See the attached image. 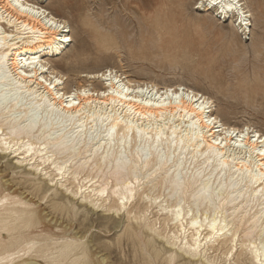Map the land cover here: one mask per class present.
Here are the masks:
<instances>
[{"label": "bare ground", "instance_id": "6f19581e", "mask_svg": "<svg viewBox=\"0 0 264 264\" xmlns=\"http://www.w3.org/2000/svg\"><path fill=\"white\" fill-rule=\"evenodd\" d=\"M44 1L0 0V156L79 210L119 220L122 235L156 242L168 264H218L219 252L224 264H264V135L225 125L210 98L184 85L134 83L112 69L65 91L48 59L72 44L70 24ZM243 1L197 9L251 32ZM11 199H0V264L89 261L74 241L28 238L32 204ZM154 206L165 234L147 218ZM21 248L29 258L16 262Z\"/></svg>", "mask_w": 264, "mask_h": 264}, {"label": "rangeland", "instance_id": "374dc122", "mask_svg": "<svg viewBox=\"0 0 264 264\" xmlns=\"http://www.w3.org/2000/svg\"><path fill=\"white\" fill-rule=\"evenodd\" d=\"M45 1L44 6L70 24L72 44L61 57L48 59L67 78L65 91L89 85L82 74L112 69L134 83L184 85L210 98L211 113L225 125H250L264 135V0L243 1L252 14L251 32L242 31L235 18L220 19L216 9H197L201 0ZM6 158L0 160V199L32 204L35 213L28 238L74 241L79 252L88 253L86 264H146L144 249L151 253L150 264H168L156 242L143 236L141 244L130 234L122 235L116 228L119 220L79 210L34 176L10 166ZM159 211L154 206L147 218L165 234L167 224ZM22 249L15 252L16 262L29 258L22 257ZM33 261L47 264L40 258ZM216 262L224 264L221 252ZM240 264L251 262L242 257Z\"/></svg>", "mask_w": 264, "mask_h": 264}]
</instances>
